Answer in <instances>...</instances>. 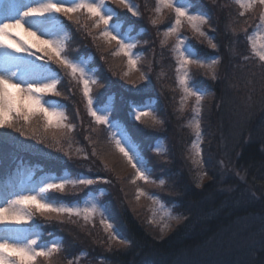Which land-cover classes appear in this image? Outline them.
<instances>
[{
    "label": "trees",
    "instance_id": "trees-1",
    "mask_svg": "<svg viewBox=\"0 0 264 264\" xmlns=\"http://www.w3.org/2000/svg\"><path fill=\"white\" fill-rule=\"evenodd\" d=\"M210 1L214 7L207 0H193L191 9L209 17L205 32L217 43V49L209 48L207 41L200 40L187 24L182 34L202 58L220 59L216 80L205 69L192 66L190 70V83L205 93L199 118L200 157L195 156L193 148L194 99L188 100L183 112L179 109L183 93L178 85L177 61L171 51L175 38L162 46L163 37L157 38L152 29L156 0H133L139 6V18L109 0L121 17L122 27L133 29L135 35L141 32L137 39V49L142 53L139 71L153 53L152 65L143 71L149 77L146 82L128 81L123 76L128 71L125 59L110 54L114 43L110 48L93 39L95 32L88 35L91 21L85 15H74L72 20L58 16L72 36L65 55L90 59L97 80L92 86L93 97L101 107L112 97L109 112L112 122L123 125L150 162L152 178L157 183L140 186L159 197L181 219L166 231L151 219L145 220L144 212L139 211L130 197L131 188L136 192L139 187L131 182L135 170L109 141L108 130L93 123L82 86L53 63L52 68L63 77L57 86L62 94L54 97L65 106L68 122L76 128L72 133L52 129L45 133L43 122L33 118L25 128L29 135L36 132L31 139L12 129H0V136H11L20 144L31 145L25 150L16 142L0 143V176L9 171V178L16 170L29 169L35 178L68 173L72 178L110 180L88 187L69 186L66 194L47 195L64 202H81L91 192L103 190L106 207L131 244L123 248L112 241V250L108 251V234L98 219L93 227L77 217L34 213L42 241L57 238L63 244L59 254L48 261L40 258L38 264H68L69 259L74 264H264V62L252 53L249 40L259 24L261 11L255 7L241 16L235 0ZM77 18L79 24L73 22ZM174 20V13L166 10L155 28L164 33ZM150 99H155L151 108L163 118L157 116L162 124L153 125L150 119L141 123L132 117V109L144 106ZM23 126L21 121L18 127ZM159 142L164 145L162 155L155 154ZM85 154L88 159L83 158ZM194 159H202L203 166L194 164ZM118 163L131 172L121 173ZM204 172L207 175L201 180ZM160 179L165 180L163 188L157 187ZM31 226L32 222L23 225L25 229ZM82 252L85 257L80 256Z\"/></svg>",
    "mask_w": 264,
    "mask_h": 264
},
{
    "label": "snow or ice",
    "instance_id": "snow-or-ice-1",
    "mask_svg": "<svg viewBox=\"0 0 264 264\" xmlns=\"http://www.w3.org/2000/svg\"><path fill=\"white\" fill-rule=\"evenodd\" d=\"M111 3L125 9L132 17L141 16L139 6L133 3V0H111ZM236 3L245 10L253 9L256 4L264 6V0H248L247 3L236 0ZM192 7L193 0H156L155 18L151 19V24L156 26L166 10H171L175 15L174 23L164 31V40L161 43L165 46L169 39L175 38L171 51L177 61L178 85L183 93L180 111L183 112L188 100L194 99L193 148L195 156L200 157L202 135L199 118L205 93L190 83L192 79L190 70L192 66L205 69L210 78L216 80L218 78L216 67L220 59L213 57L209 61L202 58L197 50L186 42V38L180 36L181 30L187 24L195 35L207 41L209 48L215 50L218 47L217 43L213 42V38L203 30V25L209 23V17L203 13L193 14L190 11ZM78 14L85 15L91 21L88 35L95 32L94 40H101L110 48L113 43L115 44L110 54L113 57L125 59L128 71L123 73L124 77H128L133 71H139L138 65L142 60V53L133 51L137 47V42H134L129 35L131 28L128 32L121 30V17L109 6V0H35L33 3H27L25 0H0V53H2L0 55V129H12L26 139H31L36 132L33 131L29 135L25 128L33 118H39L43 122L45 133L50 129L66 130L67 133L75 130L76 125L68 122L69 117L66 115L65 106L45 99L46 96L62 94L57 86L63 82V77L50 66L54 63L64 69L72 81L82 86V96L93 123L104 126L108 130L109 141L114 143L115 149L135 170V176L131 182L136 184L137 181H142L144 184H156V180L152 178L153 169L150 162L143 156L136 155L133 148L128 146L127 134L117 139L112 132L113 122L109 118V110L100 107L99 101L92 95V86L97 84V80L94 76L88 75L78 58L65 55L72 36L58 16L62 15L72 20L73 16ZM244 14V11L240 13L241 16ZM73 22L80 23L78 18ZM259 27H264V12L259 16ZM21 31L26 32L32 40L26 42L18 40L16 37ZM249 39L253 54L264 62V52L259 51L256 42L250 37ZM260 47L264 48V45ZM36 52L42 55L37 56ZM30 57L43 60L44 63L37 64L29 59ZM45 57H47L46 60ZM140 80L149 81V77L141 72ZM154 113L155 109L150 106L137 107L134 109V118L141 123L145 119H150L153 125L162 124L163 121L159 120ZM21 121L24 127H18ZM8 142H16L25 150L31 148V145L15 141L14 137L0 136V143ZM39 142L44 141L39 140ZM69 147H71L70 142ZM64 154L71 159L68 152ZM155 154L162 155L164 150L157 148ZM92 155H96L95 150ZM83 158L88 159L87 154ZM193 163L203 166L202 159H194ZM206 175V172L202 173L200 179L203 180ZM98 182L107 184L111 181L107 179L98 181L87 176L76 178L66 176L45 179L21 191H16L12 184H5L3 192L0 193V264H38L40 258L48 261L62 251V241L50 243L42 241L40 226L34 223V213L42 216L55 214L68 218L77 217L83 219L85 225L92 224L93 227L98 215L100 225L108 234V251L112 250V241L123 248H128L131 241L121 234L115 224V218L106 206L100 207L94 202H86L85 206L81 207L78 202H64L47 196L49 192L66 194L69 186L88 187ZM164 185L165 180L160 179L157 187L163 188ZM196 186L200 187V184ZM142 197L152 201L153 204L159 202V197L137 187L135 199L139 201ZM171 218L176 219L177 222L181 219L180 217ZM30 222L33 226L27 230L21 227L29 225ZM84 255L86 253H80V256ZM68 264H74V260L69 259Z\"/></svg>",
    "mask_w": 264,
    "mask_h": 264
},
{
    "label": "rangeland",
    "instance_id": "rangeland-1",
    "mask_svg": "<svg viewBox=\"0 0 264 264\" xmlns=\"http://www.w3.org/2000/svg\"><path fill=\"white\" fill-rule=\"evenodd\" d=\"M207 1L213 7L215 6L212 1H210V0H207ZM25 2H27V3H33V2H35V0H25ZM243 2L244 3H247L248 0H243ZM237 7L240 8L238 4H237ZM255 7H257L258 9H260L261 13L264 12V6H261L259 4H256L253 8H255ZM240 9H241V12L242 11H244V12L249 11V10H245V9H242V8H240ZM190 11L193 14H197V13L193 12L192 9H190ZM207 25H209V23L206 24V25H203V30L204 31H205V27H208ZM152 29H153V31H154V33H155V35H156L157 38L161 39V37H163V39H164V35H163V33L161 31H157V29L155 28V26H154V28L152 27ZM121 30L122 31H125V32H128L129 31V28H126L125 29V28L122 27ZM136 33H137V35L134 34V30L133 29H131V31L129 32V35L131 36V38H132V40L134 42H137V39H138L139 35L141 34V32H136ZM182 34H184V30L183 29L180 32V36L182 38H186ZM249 37L251 38V40H253V41L256 42L257 49L259 51H261V52H264V48H261L260 47L261 45H264V27H259V24H258L256 26V28L253 30V32L249 35ZM16 38L18 40H21L22 42H26V41H31L32 40V38L29 37L27 35V33L24 32V31H21L19 33V35H17ZM199 38H200V40L203 39L201 37H199ZM186 42H187V39H186ZM137 44H138V42H137ZM147 44L148 43H146V45ZM250 47H251V44H250ZM251 50H252V47H251ZM33 51L35 52V49H33ZM133 51L136 52V53H139L137 47ZM252 53H253V51H252ZM0 55H2V53H0ZM36 55L39 56V55H42V53L36 52ZM150 56L151 57L148 58V60H145L144 61V64L142 65L140 71H138V72H131L130 73V75L127 77V80L128 81H133V80H136V79L137 80H140L141 72L146 71L147 70V67H150L152 65V63H153L152 62V59H151L152 56H153V53H151ZM255 57H257V56H255ZM29 59L34 60L35 63H37V64L44 63L43 60H35V57H30ZM45 60H46V58H45ZM79 62L85 67V71L88 73V75L89 76H94V78H95V74H94L95 71L91 68L90 59L88 57H87V59L82 58L81 60H79ZM216 68H218V65H217ZM154 78L157 80L156 76H154ZM143 82H146V81H143ZM157 82H158V80H157ZM147 83H149V82H147ZM45 99L46 100H49V101H52V102H58V100L54 96H46ZM154 100L153 99H150L149 102L147 104H145L144 106H150L151 107L152 104H153V102H154ZM112 101H113V99L110 96L109 99L107 100V103L105 104V106H102V108H106L110 112V106H111ZM179 109H180V107H179ZM157 116L159 117V119H163L160 115H157ZM132 117L134 118V114H132ZM109 118L111 119L110 113H109ZM22 124H23V122H22ZM26 132H28V131L26 130ZM112 132L115 133V136H116L117 139H120L121 136L126 133L127 134V137H128V146L133 148L134 153L136 155L143 156L142 153H141V151H140V149L133 142V140L131 139L130 135L127 133L126 129L123 127L122 124L117 123V122L116 123H113ZM163 147H164L163 142H159L156 145V148L163 149ZM118 168L121 171V173L127 174V173L131 172L130 168H126L124 165H121L120 163H118ZM66 176H70V175L68 173H65L61 177H66ZM132 176L134 178L135 172L132 173ZM58 178H60V177L50 176V175H43L40 178H35V175L33 176L32 170H29V169H27V170H18V171L16 170V171L13 172V174L10 176V179L7 180L6 183L0 184V193L3 192L4 187H5V184H12V185L15 186V190L16 191H21V190H26L29 186H32V185H35V184H39L41 181H43L45 179H58ZM97 180H101V178H98ZM136 184L139 186V188L143 189L145 192L152 193V192H149L146 188L140 186V185L143 184L142 181H137ZM131 190H132V193L130 194V197L131 198H134L135 206L139 209V211H143L144 212V214H145V217H144L145 220H150L151 219L153 223L160 225L165 231L168 230L177 221L176 219H172L171 217H179V215H177L173 211V209L171 207L167 206L160 198H159V202L156 203V204H153L152 201L147 200V199H145L143 197L139 201H137L135 199L136 192L132 188H131ZM103 196H104L103 190H99L98 193L91 192L85 199H83L81 202H78V203H79V205L81 207H83V206H85V203L86 202H88V203L94 202L98 206L103 207V206H106V204L104 202V199L102 198ZM148 213H149V217H148ZM116 216H117V213H116ZM95 219H98L99 220V216L97 215ZM21 227L25 229V227H23V226H21ZM25 230H27V229H25ZM39 232H40V235H41V231H39ZM100 235H102V233H100ZM52 241H59V240L57 238H53V239L49 240L48 243H50ZM83 257H85V256H83ZM82 259H85V258H82Z\"/></svg>",
    "mask_w": 264,
    "mask_h": 264
}]
</instances>
